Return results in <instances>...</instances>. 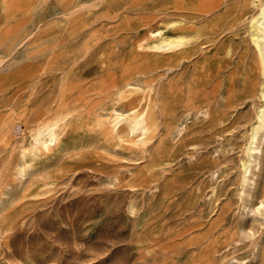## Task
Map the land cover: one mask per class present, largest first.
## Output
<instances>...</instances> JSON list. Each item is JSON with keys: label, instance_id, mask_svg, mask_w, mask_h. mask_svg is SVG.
Instances as JSON below:
<instances>
[{"label": "rangeland", "instance_id": "374dc122", "mask_svg": "<svg viewBox=\"0 0 264 264\" xmlns=\"http://www.w3.org/2000/svg\"><path fill=\"white\" fill-rule=\"evenodd\" d=\"M202 1L0 0V116L24 122L1 154L11 167L0 187V264H261L264 219L251 210L259 199L241 190L260 101L247 86L256 66L249 0H220L208 17L223 16L217 32L200 37L191 56H174L169 70L142 76L140 85L155 78L165 86L156 136L103 150L102 109L117 99L108 89L113 66L148 27L177 30L167 27L174 12L200 19ZM44 96L74 106L64 142L84 140L88 149L64 160L55 149L43 154L45 172L18 185L13 168ZM189 96L206 100L207 112L192 109L184 134H168Z\"/></svg>", "mask_w": 264, "mask_h": 264}, {"label": "bare ground", "instance_id": "6f19581e", "mask_svg": "<svg viewBox=\"0 0 264 264\" xmlns=\"http://www.w3.org/2000/svg\"><path fill=\"white\" fill-rule=\"evenodd\" d=\"M219 1L220 0H203L200 8H198L199 10L197 9L202 15L200 19H196L197 16H195L187 20L183 17L181 12H174L179 15V17L176 20H170L171 22L168 23L167 27L169 25L177 27V30L171 33L164 32L159 26L148 27L144 30V36L139 38L133 47L128 48L126 56L122 61L115 63L113 68L111 67L112 71L110 76L112 77V82L109 84L108 89L111 88L115 91L117 99L116 102L114 100L115 104L111 106L108 105L109 107L102 106V115L106 116V121L109 124V135L104 142V151H115L118 147H124L125 143L128 141L143 147L156 136L159 131L162 113H164V103L166 100L164 95L165 86H158L155 83V78L146 80L144 85H140L141 78L142 76H148L149 73L159 67H165V71L169 70L174 66L176 56H183L185 58L192 55V45H194L200 37L217 32L218 23L222 20L223 16L216 18L208 17L217 9ZM249 2L252 8L247 12L246 18L249 22V41L256 56V66L252 73L249 74L247 86L250 93L254 96H258L260 101L250 123L248 143L245 148V158L242 161L243 175L241 178V190L243 196H251L255 199H259L257 205L251 210L254 211L255 215H259L264 219V0H249ZM163 22L165 23V21ZM136 54L144 55V57L139 59V57L135 56ZM56 60L58 61V59ZM47 61L43 64L40 71L33 75L37 82H39L42 76L50 69V65L47 64ZM53 64L55 65V63ZM30 76L32 77V74ZM90 87H92V85ZM102 87L104 89V86ZM57 101L60 113L56 119L47 121L46 115L49 111L53 110V103ZM77 101L76 103H78ZM38 102L35 119L32 120L35 124L30 129L31 133L28 131L30 134L28 136L30 137L27 141L29 142L26 144H23V142L20 146L19 158L13 168L15 180L18 182V185H22L25 181L27 182L28 179L31 180V178L45 172L42 173V169L38 166L39 158L43 154L49 153L51 150L55 149L61 155L62 160H64L73 156L75 157V155L76 157L77 155L80 156V153H82L81 151L87 148V145L82 142L84 140H72L77 141L73 144L64 142L67 141L64 136L65 126L67 120L75 113L74 106L68 103L66 104L60 98L58 100H53L46 96ZM92 104L91 100V105ZM207 106L208 102L206 100L196 101L193 100L192 96H189L187 101L183 103V107L186 109L184 113L178 117L174 125L171 123L168 125V134L183 135L186 130V121L191 110L197 109L198 114L203 112L206 113ZM28 113L26 114L28 115ZM23 121L28 122V125H30L28 116L26 120ZM21 122L7 116H0V187H2L3 183L2 173L11 167L9 158H3L1 154L6 150L9 139L12 138V133L16 127L18 126L19 129H22L20 126L24 122ZM95 137L97 136L95 135ZM98 140H100V138ZM25 187H23V189ZM260 259L261 264H264V250L261 252ZM239 264L247 263L240 262Z\"/></svg>", "mask_w": 264, "mask_h": 264}]
</instances>
